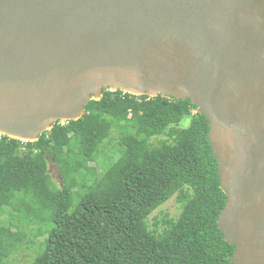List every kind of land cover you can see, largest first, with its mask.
<instances>
[{"label": "water", "instance_id": "95a60500", "mask_svg": "<svg viewBox=\"0 0 264 264\" xmlns=\"http://www.w3.org/2000/svg\"><path fill=\"white\" fill-rule=\"evenodd\" d=\"M103 90L209 119L233 264H264V0H0V136L36 142Z\"/></svg>", "mask_w": 264, "mask_h": 264}, {"label": "trees", "instance_id": "16d2710c", "mask_svg": "<svg viewBox=\"0 0 264 264\" xmlns=\"http://www.w3.org/2000/svg\"><path fill=\"white\" fill-rule=\"evenodd\" d=\"M209 129L189 98L103 90L80 119L56 122L36 142L0 136V215L15 213L0 223V264L40 236L30 264H233ZM174 196L179 214L151 222Z\"/></svg>", "mask_w": 264, "mask_h": 264}, {"label": "rangeland", "instance_id": "374dc122", "mask_svg": "<svg viewBox=\"0 0 264 264\" xmlns=\"http://www.w3.org/2000/svg\"><path fill=\"white\" fill-rule=\"evenodd\" d=\"M191 119L186 118L184 121L181 122V126L185 127L190 124ZM110 149L114 147L113 143H109L108 146ZM117 154L115 155V158H117ZM93 165H96L93 163ZM48 166H49V172L52 175L55 182L61 186L62 185V178L59 173L58 165L51 159L48 158ZM181 210L180 203L177 200V197L174 196L167 202H165L159 209H157L153 215L151 216L150 221L152 222V218L155 216H161L165 213H168L172 216H177ZM15 215V213L13 214ZM12 215V216H13ZM10 214L4 212L2 215H0V223H7L12 218ZM14 224L18 223V218L13 219ZM45 236H40L35 238V243L33 245L25 244L21 246L18 250H16L11 256H10V263L11 264H30L32 263L35 258L39 255L41 252V249H43L41 246H43Z\"/></svg>", "mask_w": 264, "mask_h": 264}, {"label": "built area", "instance_id": "2783aa9c", "mask_svg": "<svg viewBox=\"0 0 264 264\" xmlns=\"http://www.w3.org/2000/svg\"><path fill=\"white\" fill-rule=\"evenodd\" d=\"M64 124V122H62Z\"/></svg>", "mask_w": 264, "mask_h": 264}]
</instances>
